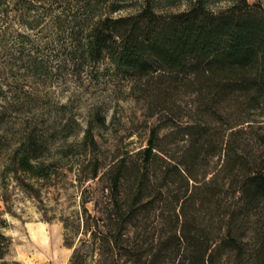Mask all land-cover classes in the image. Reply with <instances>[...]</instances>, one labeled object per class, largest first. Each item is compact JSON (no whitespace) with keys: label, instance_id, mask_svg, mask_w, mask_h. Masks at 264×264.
Instances as JSON below:
<instances>
[{"label":"trees","instance_id":"trees-1","mask_svg":"<svg viewBox=\"0 0 264 264\" xmlns=\"http://www.w3.org/2000/svg\"><path fill=\"white\" fill-rule=\"evenodd\" d=\"M32 3L56 5L50 40L65 38L77 66L108 61L142 103L143 135L92 164L101 196L82 204L69 264H264V5L173 12L143 0L119 16L118 0L15 6ZM85 141L98 149L91 128ZM33 153L21 152L23 171Z\"/></svg>","mask_w":264,"mask_h":264},{"label":"rangeland","instance_id":"rangeland-1","mask_svg":"<svg viewBox=\"0 0 264 264\" xmlns=\"http://www.w3.org/2000/svg\"><path fill=\"white\" fill-rule=\"evenodd\" d=\"M142 1L118 0L124 8L114 16L133 13ZM197 1L155 3L175 12ZM202 1L218 10L236 0ZM15 3L9 0L0 14V264H69L82 237V204L101 196V185L87 181L92 164L136 143V129L143 135L142 103L134 84L108 61L82 69L65 38L51 42L56 5L46 11L32 3L25 11ZM96 117L105 119L104 127ZM89 128L95 151L85 141ZM28 147L37 157L30 162L33 172L19 165ZM86 208L92 211L93 203Z\"/></svg>","mask_w":264,"mask_h":264}]
</instances>
